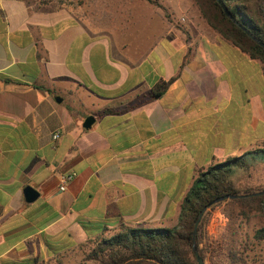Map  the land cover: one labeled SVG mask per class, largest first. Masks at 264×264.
I'll return each mask as SVG.
<instances>
[{"label": "crops", "instance_id": "0c3cea01", "mask_svg": "<svg viewBox=\"0 0 264 264\" xmlns=\"http://www.w3.org/2000/svg\"><path fill=\"white\" fill-rule=\"evenodd\" d=\"M158 3L85 2L75 16L0 0V264L63 263L124 226L175 227L200 170L264 141L262 64L194 0Z\"/></svg>", "mask_w": 264, "mask_h": 264}, {"label": "trees", "instance_id": "16d2710c", "mask_svg": "<svg viewBox=\"0 0 264 264\" xmlns=\"http://www.w3.org/2000/svg\"><path fill=\"white\" fill-rule=\"evenodd\" d=\"M161 6L155 0H146ZM232 17L228 18L217 0H194L202 18L224 40L240 49L251 59L264 67V0H222ZM86 0H40L42 7L55 9H79ZM164 9V8H163ZM248 30L259 39L250 38ZM186 33V31H185ZM7 82L19 83L9 78ZM170 83L160 82L153 90L157 98ZM105 114L113 113L111 110ZM252 157V161L248 158ZM262 159L259 164L257 160ZM257 161V162H256ZM258 166L257 168H255ZM264 169V141L254 150L239 156L214 162L200 170L195 186L185 196L179 221L172 228L123 227L111 237L100 236L90 240L84 261L93 264H198L193 250L209 264H264V187H252L248 183L234 181L236 169L248 173L250 179L258 169ZM260 195L240 197L217 202L231 195ZM222 207L229 221L219 239L212 240L206 235V226L211 212ZM206 208L198 234L193 231L199 214ZM260 218L262 224L248 230L252 219ZM38 264V263H32ZM60 264H62L60 262Z\"/></svg>", "mask_w": 264, "mask_h": 264}, {"label": "rangeland", "instance_id": "374dc122", "mask_svg": "<svg viewBox=\"0 0 264 264\" xmlns=\"http://www.w3.org/2000/svg\"><path fill=\"white\" fill-rule=\"evenodd\" d=\"M33 1H35L37 3L40 2V0H33ZM143 1H146V0H143ZM158 1L159 0H157V2ZM77 2H79V0H77ZM86 3H87L85 5L86 8H90V10H94L97 4L100 5L99 4L100 0H86ZM83 8L84 7L82 6V11H83ZM68 10L72 14H74L75 16H78V13H80V11H81V9H78V8L77 9H75V8L73 9V7L69 8ZM248 159L250 161H252V157L251 156ZM257 161L256 162L260 164L262 162V159H260V160L258 159ZM257 167L258 166H256L255 168H257ZM247 175H248V173L242 171L241 169H236V172H235V175L233 176V179H234V181L237 184H238V180H239L241 183H243V184L244 183H248V185H250L252 187H264V169L260 168L257 171H255L253 173V176L250 179L247 178ZM218 208L223 211L222 207H218ZM211 218H212V212H211V215H210V218H209V222H208V224L206 226L205 232H206V235L210 239L216 240V239L220 238V236H221V234L223 233L224 230L219 232L217 234V237H214L213 235H210L208 228H209V225H210ZM261 224H262V220L260 218L252 219L247 225L249 232H252L254 228L259 227ZM154 228H170V227L166 226V225L165 226H161L160 225V226H156ZM87 249H89L88 246H86L85 250H87ZM84 257H85V253L83 251H79L78 257L77 256L76 257H71V258H69L67 260H64V262L62 264H93L91 262H85L84 261ZM208 262H209V260L206 261L207 264H209ZM48 264H60V263H55L54 262V263H48Z\"/></svg>", "mask_w": 264, "mask_h": 264}, {"label": "water", "instance_id": "95a60500", "mask_svg": "<svg viewBox=\"0 0 264 264\" xmlns=\"http://www.w3.org/2000/svg\"><path fill=\"white\" fill-rule=\"evenodd\" d=\"M217 1L221 5V7H222L223 11L225 12L226 16L228 18H231L232 20H234L233 17H232V15H231V13H230V11L225 6V4L223 3V1L222 0H217ZM244 30H245V32L247 33V35L250 38H252L256 42H259V39L256 38L255 36H253V34H251V32H249L246 29H244ZM57 101L58 102H62V99L61 98H57ZM94 121H95V118L93 116L88 117L85 120V122L83 124V127L85 129H90L92 127ZM262 193L263 192H261V193H254V194L231 195V196H226V197L220 198L217 202H222V201H225V200H228V199H234V198H240V197L255 196V195H260ZM24 194H25L26 201L29 202V203L36 201L38 199V197H39L38 191L35 190L31 186H28V187H26L24 189ZM205 212H206V208L199 214V217H198L197 221L195 222L194 231H193V236L194 237L198 234V229H199L200 223H201V221H202V219L204 217ZM193 250L195 252V256H196V260H197L198 264H205V261L200 256L199 252L197 251V248H196V245L195 244L193 246Z\"/></svg>", "mask_w": 264, "mask_h": 264}, {"label": "built area", "instance_id": "2783aa9c", "mask_svg": "<svg viewBox=\"0 0 264 264\" xmlns=\"http://www.w3.org/2000/svg\"><path fill=\"white\" fill-rule=\"evenodd\" d=\"M179 22L185 24L188 22V19L185 16H182ZM59 138L60 132H56L53 135V140L57 141ZM75 177V172H66L61 174L59 177V190L61 192L67 191L69 184L74 180ZM214 211L215 212H212V218L208 230L210 235L217 237V234L225 229L229 219L221 209L216 208Z\"/></svg>", "mask_w": 264, "mask_h": 264}]
</instances>
